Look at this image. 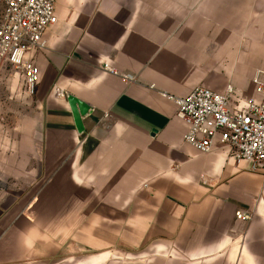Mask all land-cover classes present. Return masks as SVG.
Returning a JSON list of instances; mask_svg holds the SVG:
<instances>
[{"label": "crops", "instance_id": "0c3cea01", "mask_svg": "<svg viewBox=\"0 0 264 264\" xmlns=\"http://www.w3.org/2000/svg\"><path fill=\"white\" fill-rule=\"evenodd\" d=\"M56 15L29 55L41 111L26 161L1 164L0 264H264V174L219 141L186 144L163 97L258 98L264 0H56Z\"/></svg>", "mask_w": 264, "mask_h": 264}, {"label": "built area", "instance_id": "2783aa9c", "mask_svg": "<svg viewBox=\"0 0 264 264\" xmlns=\"http://www.w3.org/2000/svg\"><path fill=\"white\" fill-rule=\"evenodd\" d=\"M58 22L56 0H0V58L23 74L32 94L37 92L40 71L30 58L35 50L45 49L46 32ZM104 69L120 76L105 64ZM264 74V72H263ZM131 82L130 75L122 76ZM258 98H250L232 108V86L225 93L197 87L185 97L163 94L177 106V118L187 124L183 140L203 155L213 151L219 141L235 162H249L251 170L264 174V82L253 79ZM250 222L252 212L236 213Z\"/></svg>", "mask_w": 264, "mask_h": 264}, {"label": "rangeland", "instance_id": "374dc122", "mask_svg": "<svg viewBox=\"0 0 264 264\" xmlns=\"http://www.w3.org/2000/svg\"><path fill=\"white\" fill-rule=\"evenodd\" d=\"M35 95L27 88L21 71L0 58V169L10 158L18 167L26 161V143L31 142L30 130L38 125L41 111ZM9 185L12 187L0 183V203Z\"/></svg>", "mask_w": 264, "mask_h": 264}, {"label": "water", "instance_id": "95a60500", "mask_svg": "<svg viewBox=\"0 0 264 264\" xmlns=\"http://www.w3.org/2000/svg\"><path fill=\"white\" fill-rule=\"evenodd\" d=\"M55 97L56 98H64L65 96L63 93H61L60 91L57 90ZM67 100H68L70 107H71V109L75 115H77L76 106L79 108L81 115H85L86 111H88V109L86 110V107H84V104H82L78 100H76L70 96L67 97ZM77 119H78V117H77ZM77 121H79V119Z\"/></svg>", "mask_w": 264, "mask_h": 264}]
</instances>
